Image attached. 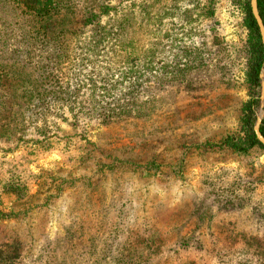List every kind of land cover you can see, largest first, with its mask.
Returning <instances> with one entry per match:
<instances>
[{"label":"rangeland","instance_id":"1","mask_svg":"<svg viewBox=\"0 0 264 264\" xmlns=\"http://www.w3.org/2000/svg\"><path fill=\"white\" fill-rule=\"evenodd\" d=\"M14 1L0 0L7 43L0 53L9 57L16 48L27 51L23 37L33 26ZM64 1L57 23L50 22L51 30L68 22L59 42L31 41L39 53L56 50L61 65L54 74L82 85L70 92L117 99L105 97L104 85L121 96L130 81L124 72L149 51L153 81L138 97L153 101L148 117L104 123L77 120L51 99L46 118L25 119V87L35 74L3 60L1 74L14 83L2 92L19 99L10 108L16 122L0 120V264H112L128 253L150 254L156 264H264V151L215 146L241 133L242 107L252 93L246 0ZM102 5L119 6V16L113 10L99 25H83ZM119 20L127 28L122 38L131 39L126 50L104 37ZM184 56L204 62L173 77ZM259 113L264 119L262 106ZM149 162L156 165L147 169ZM8 182L24 185L21 197L7 192ZM227 189L236 193L214 198V190ZM184 237L202 243L184 246Z\"/></svg>","mask_w":264,"mask_h":264},{"label":"trees","instance_id":"2","mask_svg":"<svg viewBox=\"0 0 264 264\" xmlns=\"http://www.w3.org/2000/svg\"><path fill=\"white\" fill-rule=\"evenodd\" d=\"M15 6L18 9H26L27 14L29 15V22L33 24L31 27V33L28 37L24 35V40L30 42V46L26 52H23L22 49L16 48L13 50V57H9V55H2L0 53V120L2 117H5L8 122H16V116L14 110L11 107L15 105V100H18L19 97L9 96L7 93H3L2 91L6 88L10 90L12 81L9 80L7 76H4L2 73L1 66L4 67V61H7V64L11 66L16 64H21L22 67L29 68L35 79L31 80L25 88L29 90L28 96L22 101V106L24 110L30 111V115L22 113L25 116V119H32L34 115H41V117L47 116V114L52 110V105H54L50 100L52 99L54 102L59 103L61 107H67L74 114L73 118L79 120L81 115L89 118H98L101 119L104 123H109L114 120L116 117H121L124 115H131L134 117H148L150 112H146L147 104L151 103V100H144L138 97L141 92L143 86L146 83L153 81V67H152V55L148 51L146 52V60L143 63L137 64L136 66L131 65V67L127 68L128 76H130V81H128L127 85H124L122 89V94L119 97L114 96L112 93H108L109 90H112V87L104 85L103 89L107 92L105 97L113 96L117 99H112L108 102L98 101L97 95L95 93L91 94L90 98L80 99V94L75 92H70L73 87L77 88V90L82 87L78 81L63 80L60 76L54 74L53 71L57 70L60 65V56H55L54 50L50 54L39 53L35 45L32 43L39 42L43 44L46 42L48 45L53 43H58L63 34H58L63 29L64 26L68 24V22H62L57 28L53 26V30L50 28V22L57 23L55 15L61 13L62 9L65 6L64 0H15ZM134 6H130V9L134 10ZM258 8L260 15L264 22V0H258ZM119 6L116 5H102L100 11L94 13V17H89L90 15H86L83 20V25L90 24H100V18L103 16H110L113 10H117L118 12ZM123 10V9H122ZM132 12V11H130ZM119 13H116V16H119ZM245 18L244 23L248 29V38H247V50H248V63H247V81L251 87L252 93L250 98L245 101L242 107V117H241V126L242 130L239 135H228L224 137V139L215 144L217 147H228L233 151L238 153H247L254 147H259L264 151V144L259 141L257 135L254 130L255 123L257 121L258 112L262 106V77L261 71L264 67V43L262 40L261 32L259 29L258 22L252 12L251 0H246L245 3ZM115 15H113V19H117ZM122 19V18H121ZM128 18H125V20ZM55 20V21H54ZM64 20V19H63ZM41 22L45 23L46 27H40L39 31L36 30V23ZM118 29L111 28V32H107L104 37L108 36L111 40H113L114 44H118L121 42V45H124L125 49L129 46V42L131 39H126V37L122 38V31L124 34V27L122 21H118ZM48 24V25H47ZM44 30L43 32H40ZM33 36V37H32ZM5 38L1 37L0 34V52L2 48H5L7 43L5 42ZM16 44V43H12ZM128 50V49H127ZM196 53V52H195ZM194 53V54H195ZM131 55V52L126 53L124 57ZM63 57V56H62ZM202 58V57H201ZM198 58L190 59L187 56H184L183 60L177 61L175 67H177V71H172L171 74L173 77L175 75H183V71H190L196 69L197 64H203L204 61H198ZM142 62V60H141ZM168 66V65H167ZM5 69V67H4ZM31 74V76H32ZM57 74L58 71H57ZM167 74V71L166 73ZM30 76V77H31ZM8 79H6V78ZM49 89L50 92H44V90ZM52 92V93H51ZM93 101V103L91 102ZM91 106L93 109H91ZM87 109L83 114L80 111ZM77 110V111H75ZM11 112V114H9ZM39 112V113H37ZM60 118L66 120V118L60 115ZM84 118V117H83ZM45 120V119H44ZM72 124H75L73 122ZM5 128H9V124L5 125ZM260 130L264 135V119L261 123ZM213 145V144H212ZM119 162H123L122 160H118ZM153 162V161H150ZM145 165L147 169L151 166L156 165V163H150ZM116 163V162H115ZM115 163L112 166H115ZM126 163H130L135 166H140L139 163L133 162V160H128ZM4 187H6L7 192H11L12 194H16L18 197H21L22 192L25 190L23 184L19 183H5ZM63 187V185L61 186ZM234 191L232 189H227L222 193H218V191L214 190L212 194L215 195V199L218 197L220 202L223 201L224 195H228ZM28 193V192H27ZM236 193V191L234 192ZM226 204H229L226 199H224ZM1 214V213H0ZM145 241H141L143 243ZM202 241L200 239H192L191 237H184L182 239V244L184 246H190L192 244H200ZM193 246V245H192ZM9 260V259H6ZM119 261V262H117ZM112 264H156L154 257L152 255H145L143 253L132 254L129 253L124 255L121 259H113Z\"/></svg>","mask_w":264,"mask_h":264},{"label":"water","instance_id":"3","mask_svg":"<svg viewBox=\"0 0 264 264\" xmlns=\"http://www.w3.org/2000/svg\"><path fill=\"white\" fill-rule=\"evenodd\" d=\"M251 7H252V12H253V14H254L257 22H258L259 29H260L261 36H262V40L264 43V22H263L261 15H260V12H259L258 0H251ZM261 77H262V99H263V97H264V69H263V72L261 73ZM262 107L264 109V104H262ZM262 120H263V117L259 113L258 117H257V121H256L255 126H254V130H255V133H256L259 141L264 144V135L262 134V132L260 130Z\"/></svg>","mask_w":264,"mask_h":264}]
</instances>
